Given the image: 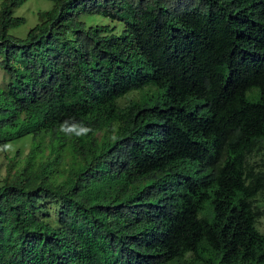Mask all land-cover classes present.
Returning a JSON list of instances; mask_svg holds the SVG:
<instances>
[{"label":"trees","instance_id":"1","mask_svg":"<svg viewBox=\"0 0 264 264\" xmlns=\"http://www.w3.org/2000/svg\"><path fill=\"white\" fill-rule=\"evenodd\" d=\"M26 1L0 2V147L32 139L0 264H264V0H51L14 36Z\"/></svg>","mask_w":264,"mask_h":264},{"label":"rangeland","instance_id":"2","mask_svg":"<svg viewBox=\"0 0 264 264\" xmlns=\"http://www.w3.org/2000/svg\"><path fill=\"white\" fill-rule=\"evenodd\" d=\"M1 2V0H0ZM53 2L51 0H27L23 5L15 10V14L19 16H25L27 21L24 25L13 28L10 33L14 36L25 37L30 30L38 21V12L41 10H47L53 7ZM82 19L87 22V24L92 23H111L109 18L99 16V15H83ZM115 27H117V32L121 29V24L114 22ZM134 95V94H132ZM125 102V100L123 101ZM32 147V139L25 138L23 140L19 139L17 142L8 145L7 148L0 147V184L3 183V179L9 174H12L16 169L11 166L12 160H18L20 164H23L25 157L29 153ZM19 151V154H17ZM11 168V169H10ZM260 204L264 205V193L259 196ZM258 227L264 232V216H262L258 221Z\"/></svg>","mask_w":264,"mask_h":264}]
</instances>
